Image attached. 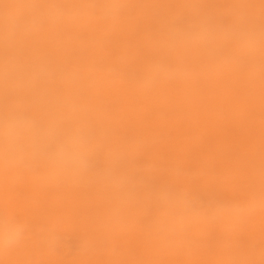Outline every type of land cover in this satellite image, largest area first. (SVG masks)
Here are the masks:
<instances>
[{
  "label": "bare ground",
  "instance_id": "6f19581e",
  "mask_svg": "<svg viewBox=\"0 0 264 264\" xmlns=\"http://www.w3.org/2000/svg\"><path fill=\"white\" fill-rule=\"evenodd\" d=\"M48 1L0 0V258L34 264L62 228L89 237L70 264L264 258V0L225 3L236 18L221 0ZM180 12L211 34L178 42L166 71L206 54L199 87L149 62ZM103 46L117 70L99 68ZM199 187L218 197L214 226L187 205Z\"/></svg>",
  "mask_w": 264,
  "mask_h": 264
},
{
  "label": "rangeland",
  "instance_id": "374dc122",
  "mask_svg": "<svg viewBox=\"0 0 264 264\" xmlns=\"http://www.w3.org/2000/svg\"><path fill=\"white\" fill-rule=\"evenodd\" d=\"M54 3H52L51 1H48L47 3V8H49V11L58 7L61 2H58V0H53ZM111 1H115L116 3H120V0H110ZM164 1L167 0H162L159 2H156V4H163ZM238 0H221V7L223 8V12H225V9L227 10V12H229L228 10H231V12H229V14H227V16H231L234 15L232 18H236L237 16H242L245 14V12H240L237 11L235 12V8H228L227 6H225V3H231V2H235ZM44 2L47 1H42L40 4H44ZM72 1H69V5H71ZM154 3V2H152ZM40 4L38 5V7H40ZM184 5H186V1L183 2ZM158 5V6H159ZM156 5V7H158ZM40 9H42L40 7ZM71 10V9H69ZM19 10H16V12H18ZM63 11L62 9L60 10V12ZM64 12V11H63ZM235 12V13H234ZM44 13H42L43 15ZM40 15V16H42ZM61 15V13H59V16ZM183 13H179L176 20L172 21V26H168L167 25V29L170 30L171 32H164V36H163V40L159 43H157L155 45V47H157L158 49L156 50H160V53H157L156 55H149L151 53V51L148 50V52H146L147 55H149V62L154 63L157 60V57L161 56L162 57V61H160L159 63H154L156 65H160L162 67H165V74L166 75H174L177 78H184L185 76L188 75H192V76H198L199 81L197 86H201V85H205L208 82V77H206V73L208 72V68L206 66V54H205V59H203L202 57H194L191 58V60L193 61V68H191L190 70L188 69V72L185 74H179L176 71H169L167 72L166 69L169 68V65L172 63L173 60L171 59H167L168 57V53L169 51H175L178 49V42H189L190 39L198 32L201 31V33L203 34H211L210 30H207L208 26L206 21L204 20L202 23H198L195 25V27H192V25H194V20H186V21H180V17H183ZM212 17V16H211ZM247 20V18L245 19ZM57 21H55L56 23ZM129 21H127L128 23ZM58 23V22H57ZM26 25V24H25ZM201 25L206 26L205 30H202ZM59 27V26H58ZM193 29L194 32L191 34H189L190 29ZM166 29V30H167ZM264 31V30H263ZM262 31V32H263ZM110 35L112 33V28L103 32L101 37H106L107 33ZM260 33L261 35H264V33ZM229 30L225 29L224 34H228ZM89 40V39H88ZM85 42V39L84 41ZM168 43L170 45V47L168 48V50H164L165 44ZM187 46V45H186ZM208 49V47L204 48V52H206ZM219 50L221 51L222 48L219 47ZM109 51V52H108ZM113 53L114 56V50L112 51L111 47H100L98 49V51L95 53L96 56L98 55H102V57H104L106 60L105 62L102 63L101 66H99V68L104 67L105 69L110 68V69H115L117 70L120 64H123L124 61H122L120 58H114L113 56H110V54ZM165 56V57H164ZM155 58V60H154ZM239 56H237L236 59H238ZM148 59V58H147ZM189 63V61H188ZM228 65V63L226 64V66ZM151 67V66H150ZM152 68V67H151ZM162 71V68H161ZM218 71H216L214 74H217ZM164 75V76H166ZM168 82V81H167ZM11 89H14L13 84L10 85ZM188 92H192V89H186ZM259 109L260 112L263 114L262 116V120L264 121V101L259 105ZM10 163H13V161H10ZM9 164V163H8ZM76 172L79 174L80 173V169L78 168L76 170ZM130 178V177H129ZM143 183H134L130 186V189L128 191V193H132V191H138L140 189L143 188ZM98 192V191H97ZM91 198H88V200H90ZM129 202V199L126 200L125 202H123V205L127 204ZM187 205H191L192 207V212L193 214L198 215V217H200L201 215L205 214V216L207 217V226H214L215 222L218 220V215L217 212L220 211L219 209V202H218V197L216 196H210V194L203 188H193L192 189V194H190L189 197H187L186 199ZM131 203V200H130ZM166 207H169L168 209H174L175 212L182 210L185 206H170V204H168ZM209 208V209H208ZM226 210H228L226 208ZM27 211L30 212L31 208L27 207ZM197 217V218H198ZM263 221V219H262ZM258 223V221L256 222V224ZM233 227H230V229H232ZM51 232V231H50ZM117 233H122V231H117ZM33 235H36L37 233H32ZM53 238L50 242V249H51V255L46 256L41 258L40 260H38L36 263L34 264H50L51 260L53 259L54 261L57 262V264H70L73 261H75V259L79 260L81 259V257H84L86 253L89 252V248L86 247V242H87V238H89L86 233L84 234L83 232L79 233L77 231H69V230H63L62 229H58L57 231H52L51 232ZM21 237V236H19ZM37 237V236H36ZM21 239V238H19ZM5 251L0 250L1 255H3ZM88 256V255H87ZM1 257V256H0ZM10 258V257H9ZM9 260L5 259V258H0V264H7ZM249 264H264V258H257L254 259L252 261L249 262Z\"/></svg>",
  "mask_w": 264,
  "mask_h": 264
}]
</instances>
